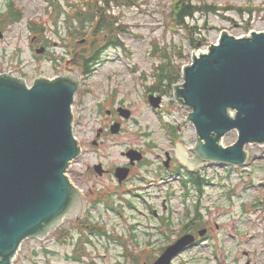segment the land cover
Masks as SVG:
<instances>
[{"label":"rangeland","instance_id":"obj_1","mask_svg":"<svg viewBox=\"0 0 264 264\" xmlns=\"http://www.w3.org/2000/svg\"><path fill=\"white\" fill-rule=\"evenodd\" d=\"M74 1L81 3L87 0H0V12H5L10 2L23 12L20 22L9 25L6 36L0 40V61L4 63L3 66L16 70L26 78L28 84L37 76L54 78L59 75L65 69V63L56 57L66 54L64 42L68 41L64 40L65 30L60 36L47 31L44 36L35 37V43L44 40L46 47V52L39 55L30 45L33 37L28 22L34 20L46 23V27L59 28L64 18L58 22L59 17L51 14L53 4H59L68 12L73 10L68 4ZM172 1L120 0L125 2L123 5L114 1L110 10L113 14H110L116 24L119 14L118 20L122 21L125 28L116 35L121 43L111 46L100 41L98 45L104 47L100 61H90L88 71L84 65L76 66L83 69L81 88L73 105L75 136L83 147V154L72 163L69 170L76 184L80 179L84 185L95 180L89 169L97 160L96 148L91 146V142L96 130L112 119L108 109H114L118 104L130 109L132 116L129 120H121L124 134L112 137L103 144L100 153L107 165L123 163L125 158L122 152L127 145H144L149 156L152 155L149 150L151 140L158 143L159 152L171 150L173 145H169L171 137L166 130V123L176 128L178 140L184 145L195 147L196 129L187 118L190 108L180 105L172 92L162 94L163 107L159 113L147 100V86L154 80L155 68L163 59L162 48L165 45L172 49L182 46L192 54L193 38L199 42L201 36H206L209 44V41H218L223 29L238 37L247 34L248 27L254 31H264V0H193L197 4L207 3L219 7L217 12L197 14L194 19H187L190 25L198 26L193 33L187 28L176 29L175 22L170 20ZM100 6L102 8V3ZM247 6L255 9L251 15L235 9ZM206 48L204 46L202 49ZM78 49L82 50L81 47ZM237 139L238 132L234 130L224 137L222 143L228 146ZM245 148L249 153L245 166L236 168L205 160L201 168L203 175L208 178L202 201L204 219L214 226L215 236L220 237L213 241L221 242L209 240L204 246L189 250L187 257L193 261L190 264H245L249 259L252 264H264V145L249 144ZM190 154L194 155L193 152ZM100 181L107 182V179L100 178ZM177 182L176 178L168 179L162 190L163 197H172L170 201H163L162 207L166 204L169 211L174 209V216L180 206L177 202L179 197L176 198L180 189ZM258 202L262 203L261 206L255 207ZM217 225H221V229ZM21 264L26 263L22 260Z\"/></svg>","mask_w":264,"mask_h":264},{"label":"water","instance_id":"obj_2","mask_svg":"<svg viewBox=\"0 0 264 264\" xmlns=\"http://www.w3.org/2000/svg\"><path fill=\"white\" fill-rule=\"evenodd\" d=\"M222 31L218 43L194 55L184 68V82L175 86L177 101L193 109L189 120L198 133L196 157L190 159L185 150L179 154L190 169L207 159L244 165L245 147L264 144V31L239 37ZM75 72L39 78L32 87L0 74V264H12L26 238L44 236L64 217L83 212V196L67 174L81 153L73 130L72 105L81 76ZM151 100L159 107L162 97ZM119 111L131 116L129 109ZM119 128L115 124L113 131ZM233 130L239 133L237 142L223 146L222 138ZM128 156L142 155L132 150ZM117 174L124 178L127 169ZM193 241V235L183 236L158 264H170Z\"/></svg>","mask_w":264,"mask_h":264},{"label":"flooded vegetation","instance_id":"obj_3","mask_svg":"<svg viewBox=\"0 0 264 264\" xmlns=\"http://www.w3.org/2000/svg\"><path fill=\"white\" fill-rule=\"evenodd\" d=\"M113 1L102 0L101 6L88 13L75 14V17L66 15L67 12L59 7V19L64 18L63 24L59 28H53L56 33L67 30L70 37L73 23L79 27H85L86 34H95L94 42L103 41L111 44V35L115 29L114 17L111 10ZM9 3L7 5V8ZM6 8V9H7ZM111 13V14H110ZM117 16V28L125 29L122 21ZM4 13L0 12V30L6 35V21ZM63 28V29H62ZM94 36V35H93ZM84 39V38H83ZM81 41V40H80ZM40 42L33 41V49ZM71 62L79 63L71 49ZM23 74L27 75L26 72ZM120 106V105H119ZM118 107V106H117ZM111 118L99 128L91 146L95 147L97 153V163H102L106 172L99 173L96 164L90 166L91 173L95 176L90 184H86L82 179L78 185L84 190L87 196V206L84 216L80 220L66 219L64 224L56 229L54 234L46 237L30 236L20 246V251L16 256V264H21L24 260L26 264H156L161 256L159 241L161 239L160 228L153 231L151 225H159L165 215L169 213V206L162 207V173L164 164L166 175L174 174V166L177 163L174 154L169 157L168 165L159 152V145L155 140L149 143L150 152L144 145L133 147L127 145L122 152L125 161L119 164H106L100 153L103 144L112 137L125 133L122 129L118 134L112 133V125L120 121V116L114 108L110 112ZM135 148L144 154V158L131 164L129 159L123 154L125 151ZM168 157V152L166 153ZM118 166H128L131 168L129 176L120 181L116 178V168ZM100 178H106L107 182H101ZM119 219V222L117 220ZM193 232L199 233L200 228L195 229L191 225ZM207 232L204 236L213 235L214 226L204 227ZM221 228V225H217Z\"/></svg>","mask_w":264,"mask_h":264},{"label":"trees","instance_id":"obj_4","mask_svg":"<svg viewBox=\"0 0 264 264\" xmlns=\"http://www.w3.org/2000/svg\"><path fill=\"white\" fill-rule=\"evenodd\" d=\"M217 8L207 3L197 4L193 0H175L173 1L170 17L175 24L189 28V30H196V26H189L186 22L188 18H194L196 14H207L216 12ZM251 11V10H250ZM11 16L15 20H20L22 15L19 12H14L11 8ZM191 31V32H192ZM115 45L121 43L115 35ZM201 45L207 42V38L202 36L200 39ZM192 45L195 48L199 47V42L192 40ZM100 48L91 50L90 57L85 58V68L88 71L90 61H96L100 55ZM163 59L156 65L155 76H157V85L155 86L161 93H167L181 81L182 67L189 59V53L183 47L168 48L166 45L162 48Z\"/></svg>","mask_w":264,"mask_h":264},{"label":"bare ground","instance_id":"obj_5","mask_svg":"<svg viewBox=\"0 0 264 264\" xmlns=\"http://www.w3.org/2000/svg\"><path fill=\"white\" fill-rule=\"evenodd\" d=\"M67 15V14H66ZM80 16V15H79ZM192 47V46H191ZM239 237V236H238Z\"/></svg>","mask_w":264,"mask_h":264}]
</instances>
